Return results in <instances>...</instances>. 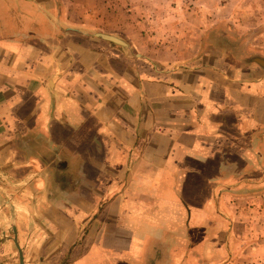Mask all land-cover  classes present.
Listing matches in <instances>:
<instances>
[{"label": "crops", "instance_id": "0c3cea01", "mask_svg": "<svg viewBox=\"0 0 264 264\" xmlns=\"http://www.w3.org/2000/svg\"><path fill=\"white\" fill-rule=\"evenodd\" d=\"M119 10L0 0V264H219L264 207V66L128 52Z\"/></svg>", "mask_w": 264, "mask_h": 264}, {"label": "rangeland", "instance_id": "374dc122", "mask_svg": "<svg viewBox=\"0 0 264 264\" xmlns=\"http://www.w3.org/2000/svg\"><path fill=\"white\" fill-rule=\"evenodd\" d=\"M117 1L124 11L109 22L120 26L111 30L131 44L128 52L153 54L159 63L224 54L264 66V0ZM238 209L244 221L231 223L237 237L223 241L233 252L219 264H264V207Z\"/></svg>", "mask_w": 264, "mask_h": 264}, {"label": "water", "instance_id": "95a60500", "mask_svg": "<svg viewBox=\"0 0 264 264\" xmlns=\"http://www.w3.org/2000/svg\"><path fill=\"white\" fill-rule=\"evenodd\" d=\"M103 37L111 39L113 41L119 42V43H124V41L122 39H120L119 37L115 36V35H111V34H105L102 33L101 34ZM19 252H20V260H21V264H25L24 263V258H23V251L22 249L19 247Z\"/></svg>", "mask_w": 264, "mask_h": 264}]
</instances>
